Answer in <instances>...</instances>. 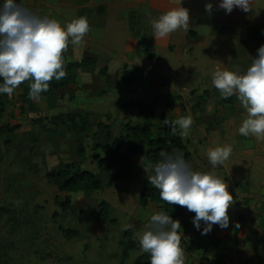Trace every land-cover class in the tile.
Returning <instances> with one entry per match:
<instances>
[{
    "label": "rangeland",
    "instance_id": "obj_1",
    "mask_svg": "<svg viewBox=\"0 0 264 264\" xmlns=\"http://www.w3.org/2000/svg\"><path fill=\"white\" fill-rule=\"evenodd\" d=\"M74 2L23 0L33 12L58 19L62 25L80 16L112 19L90 25L92 36L97 38L92 42L91 55L99 59L100 64L78 69L74 72V82L42 93L39 101L23 100L22 84L29 86V81L22 82L11 96H3L0 264H120L126 240L123 226L129 223L133 225L131 235L136 248L128 252L123 264H133L137 257L145 254L139 237L150 215L163 212L161 202L148 198L146 205L140 203L141 191L149 197L154 188L145 171L151 160L144 154L131 155V176L108 185L116 168L98 169L96 157L104 153L96 144L110 143L125 135L127 125L140 129L147 122L152 124L150 138H155L162 124V114L173 120L190 115L195 120L193 126L197 125L198 129L195 137H200L197 141L193 138L186 148H191L197 160L189 161L196 171L213 168L208 159V165L203 166L202 150L208 152L216 146H232L231 157L216 170L229 181L228 190L234 202L242 204L243 196L239 194L248 190L255 193L260 186L249 185L250 176L242 185L231 184L230 178L244 171L235 170L239 165L234 150H250V158H241L240 166L253 172L261 183L264 140L239 134L238 128L246 112L235 95L227 99L221 97L212 84V73L217 65L230 70L238 66L241 72L250 66L257 49L264 44V0H252V9L247 13L234 8L231 21L228 14L218 8L219 0H183V6L190 13L188 28H179L163 38L153 36L151 23L161 13L178 7V0ZM207 2L215 8L211 15L224 16L219 20L212 18L205 11ZM202 16L215 23H194ZM81 54L71 51L66 57L69 61H78L84 57ZM104 66L107 70L101 72ZM124 78L129 82L125 83ZM128 101L138 106L131 107ZM5 124L16 127L9 131ZM140 138H144L142 133L133 137L130 132L119 151H126ZM142 147L148 149L146 143ZM66 165L96 172L102 187L93 191L60 190L48 174ZM235 187H239V194L235 193ZM67 196L70 204L63 210L59 204ZM260 197L257 210L261 217L259 223L264 227V195ZM101 201L107 204L105 221L97 219ZM181 208V217L173 219L181 223L179 234L186 264H205L211 260V253L200 242L202 237L223 232L230 235L231 231L237 234L231 220L228 228L214 225L210 232L202 235L192 223L195 213ZM55 212L57 215L53 217ZM59 226L77 231L78 235L68 238ZM262 239L264 242V233ZM203 250L208 256L201 254ZM253 261L251 258L250 262Z\"/></svg>",
    "mask_w": 264,
    "mask_h": 264
},
{
    "label": "clouds",
    "instance_id": "obj_2",
    "mask_svg": "<svg viewBox=\"0 0 264 264\" xmlns=\"http://www.w3.org/2000/svg\"><path fill=\"white\" fill-rule=\"evenodd\" d=\"M251 5L252 0H219L218 3L226 14L234 8L247 13ZM212 10L213 4L207 2L205 11L211 15ZM189 24V9L183 6V0H178V7L161 13L151 27L155 38H163L179 28L187 29ZM89 30L86 16L62 25L58 19L33 12L22 0H0V94L11 96L22 82L29 81L28 97L39 101L42 93L48 91L51 80L59 81L66 76L63 53L69 44H81ZM212 84L222 98L235 95L245 110L239 134L264 140V44L259 46L246 71L241 72L238 66L230 70L217 65ZM163 123L174 134L178 127L179 134L187 137L193 119L190 115L171 121L166 117ZM231 152V145L209 149L207 158L213 168L208 171L194 170L175 149L161 151L159 162L144 168L150 184L159 189L160 198L194 212L193 226L205 235L214 225L222 229L229 227L228 209L234 202L233 195L228 190V182L216 169L223 166ZM132 227L131 223L123 226L124 230ZM181 229L180 221L166 212L150 215L139 237L140 248L149 254L150 264H186Z\"/></svg>",
    "mask_w": 264,
    "mask_h": 264
},
{
    "label": "trees",
    "instance_id": "obj_3",
    "mask_svg": "<svg viewBox=\"0 0 264 264\" xmlns=\"http://www.w3.org/2000/svg\"><path fill=\"white\" fill-rule=\"evenodd\" d=\"M103 9V8H101ZM63 58L65 61V70L66 73L69 71V74H66L62 80L57 81L55 79L51 80L49 82V89L48 91L54 90L60 86H63L69 82H74L75 80V74L74 72L82 67L87 66H95L96 61L91 56H84L78 61H69L66 57V54L63 53ZM107 70V67L104 66L101 68V72H105ZM124 82H129L127 78H124ZM23 87V93L22 98L24 101H29L28 92H29V86L26 84H22ZM6 94H0V113L3 111V96ZM127 105L131 107L138 106L137 103L128 101ZM144 107V106H140ZM150 113L153 114V110H150ZM60 117V116H59ZM167 116L165 114H162L161 120L162 124L159 128V132L155 138H150L151 133V127L152 124L147 122L146 124L142 125L140 129L133 126H126L127 132L125 135L117 137L115 140H113L110 143L106 144H96L97 148H100L104 156L99 157L97 156V167L100 171H110L113 168H116L115 173L109 178L108 185H112L118 180H124L128 179L131 176L132 168H131V159L130 156L134 154H144L146 155L150 160L151 164L157 163L160 160V152L161 151H167L172 152L174 149L183 152V155L186 160L190 161L191 154L187 150L181 136L179 135V128L177 127L176 133L174 134L172 129L165 125L163 123V120ZM170 121L173 119H170L167 117ZM7 128V130L11 131L16 126H10L8 124H5L4 126ZM138 129V130H137ZM131 136H138V133H142L144 135V138H140L137 143H134L131 147H128L126 151L120 152L119 149H121L122 145H124L125 140ZM147 144L148 149H143V145ZM151 171V170H150ZM50 180L60 189L65 191H71L76 189H83L85 191H93L98 190L102 187V180L96 172L90 171V170H79V169H73L71 168V165H66L61 168H58L57 170L50 172L48 174ZM140 203L142 206L146 205L148 202V198L152 201L155 200L157 202L163 203V212H166L167 214L171 215L172 218L175 217H181L182 215V208L180 205H171L165 202L160 198L159 189L153 188L151 191V196H147L145 191H141L140 193ZM70 204V197L67 196L64 201L60 202V206L63 210L68 209V206ZM101 209L99 210L97 214V219L101 218L102 221H105L107 218V204L105 201L100 202ZM56 212L53 214V217H56ZM59 229L66 235V237L71 238L73 236H77L78 232L74 230H70L68 228H64L62 226H59ZM132 230H126L125 231V242L123 243V249H122V260L120 264H123L124 258L127 257L128 252L134 248H136V243L134 239L132 238ZM258 262H262L264 264V252L260 256H257ZM143 261H145L143 263ZM226 264L221 261V259L218 257V255H213L211 257V260L205 262V264ZM133 264H150L149 262V254L145 253L139 257H137L134 260ZM203 264V263H201Z\"/></svg>",
    "mask_w": 264,
    "mask_h": 264
},
{
    "label": "crops",
    "instance_id": "obj_4",
    "mask_svg": "<svg viewBox=\"0 0 264 264\" xmlns=\"http://www.w3.org/2000/svg\"><path fill=\"white\" fill-rule=\"evenodd\" d=\"M73 2L75 0H72ZM75 4V2H74ZM219 8V7H218ZM195 9V8H193ZM198 9V8H197ZM196 9V10H197ZM200 9V8H199ZM195 10V11H196ZM215 8H213L212 11H214ZM222 10L219 9V13ZM221 16H224L221 14ZM221 16H215L214 13L213 15H211L212 18L219 20L221 18ZM108 19H112V17H92V18H88L89 21V25L94 24L96 21L98 20H108ZM228 19H231V13L228 14ZM208 22V23H215V21H211L210 18L202 16L200 18H197V21H195L194 23L197 22ZM231 21V20H230ZM71 22V21H70ZM113 22H115L113 20ZM116 23V22H115ZM97 41V38H95L94 36H92V32L91 30H89V32L85 35L83 42L79 45H72L69 44L67 50L64 52L66 55L71 54V51H73L74 53H82L80 56H91L93 57L91 54H93L94 51L93 50V46H92V42ZM94 58V57H93ZM96 61V64H100V60L94 58ZM193 119V118H192ZM195 121V120H193ZM201 126H204L203 124ZM193 129L191 128V132H190V136L184 137L182 140L186 146V144H190L192 143V139H196V130L197 129V125L194 127L192 124ZM180 135V134H179ZM181 136V135H180ZM196 136V137H195ZM200 136L198 135V138ZM182 138V137H181ZM190 138V139H189ZM197 138V139H198ZM197 139L195 141H197ZM190 150V151H189ZM189 152L192 153V159H195V156L193 154V151L191 150V148H189ZM203 166L206 167L208 164H206L207 162V152L203 151ZM235 152V158H237V163L239 166L236 165V169L235 170H239V169H244L243 172H240L237 174V176L230 178L231 184L232 185H242V183L247 182L248 176L252 177L251 183L249 185H252V187H256L257 185L259 186V190L256 191L255 193H250L252 191L248 190L247 192H245L244 194H239V187H235V193L242 195L243 196V202L242 204H237V202H235L236 204V210H235V218L234 220V227H236V225L238 224L239 227H236L237 230V234L235 235L234 232L231 231L230 235L226 233H211L210 236H205L201 238V243L203 245L206 246V250L211 253V255H218V257L221 259L222 262L226 263V264H259L257 256H260L261 254H263L264 252V242L262 239V235H263V230L264 227L260 225L259 223V218H261L258 214V210H257V206H259L258 204V199L261 198V194L264 195V172L262 171L261 173V183H259L258 179H255L253 172H248V168H244L241 165V163L239 162V160L242 159H249V155H250V150L246 151V150H242V149H238V150H234ZM190 153V154H191ZM231 157V156H230ZM191 160V159H190ZM251 160L250 161L251 163ZM195 161H197L195 159ZM230 162H231V158H230ZM231 175L229 173H227V176ZM257 178V177H256ZM247 179V180H246ZM229 182V181H228ZM261 192V193H260ZM250 193V194H249ZM247 197V198H246ZM245 200V201H244ZM247 202V203H246ZM244 216H242L243 214ZM239 228V229H238ZM198 250V249H195ZM202 250V249H199ZM194 252V251H193ZM204 250L201 251V254H203L204 256H208L204 254ZM210 256V257H212ZM254 259L253 262H250V259ZM211 259V258H210ZM201 260V258H200ZM199 260V261H200ZM249 261V262H248ZM202 262H199V264H201ZM262 264V263H260Z\"/></svg>",
    "mask_w": 264,
    "mask_h": 264
},
{
    "label": "water",
    "instance_id": "obj_5",
    "mask_svg": "<svg viewBox=\"0 0 264 264\" xmlns=\"http://www.w3.org/2000/svg\"><path fill=\"white\" fill-rule=\"evenodd\" d=\"M235 210H236V204L235 202H233L232 204H230V207L228 209L229 212V220H233L235 218Z\"/></svg>",
    "mask_w": 264,
    "mask_h": 264
},
{
    "label": "built area",
    "instance_id": "obj_6",
    "mask_svg": "<svg viewBox=\"0 0 264 264\" xmlns=\"http://www.w3.org/2000/svg\"><path fill=\"white\" fill-rule=\"evenodd\" d=\"M22 2H23V0H22Z\"/></svg>",
    "mask_w": 264,
    "mask_h": 264
}]
</instances>
